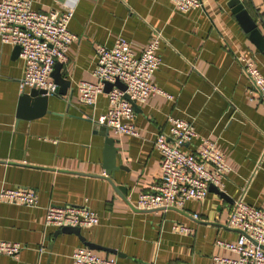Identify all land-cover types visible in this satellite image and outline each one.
<instances>
[{"label": "crops", "instance_id": "0c3cea01", "mask_svg": "<svg viewBox=\"0 0 264 264\" xmlns=\"http://www.w3.org/2000/svg\"><path fill=\"white\" fill-rule=\"evenodd\" d=\"M31 1L41 13L72 9L70 31L77 40L60 68L70 88L66 95L49 96V112L32 119L18 115L25 63L15 47L0 40V191L30 188L39 196L34 208L0 203V240L23 246L17 259L0 255V264H73L74 250L88 247L76 234L45 224L48 207L66 205L98 214L100 223L82 228L81 237L99 248L88 249L116 258L117 264H211L215 256L234 258L220 245L239 237L227 226L234 201L243 198L264 210V101L250 95L251 82L236 58H253L264 75V55L229 0H202L203 8L186 14L172 0ZM252 3L249 13L264 38V0ZM155 32L163 41L154 80L172 100L155 96L138 105L134 136L109 131L116 148L111 178L104 168L105 130L97 125L108 100L101 96L95 108L82 104L78 84L96 82L97 45L112 47L122 37L139 55ZM169 118L192 123L226 155L231 171L222 178L225 199L210 191L206 200L189 201L182 209L135 208L139 195L160 178L162 156L154 142L169 132ZM176 223L191 233L174 232Z\"/></svg>", "mask_w": 264, "mask_h": 264}, {"label": "built area", "instance_id": "2783aa9c", "mask_svg": "<svg viewBox=\"0 0 264 264\" xmlns=\"http://www.w3.org/2000/svg\"><path fill=\"white\" fill-rule=\"evenodd\" d=\"M245 5L253 0H240ZM181 13L203 8L202 0H172ZM73 10L65 13H41L33 9L31 0H0V40L2 44L18 47L25 63L20 92L32 89L54 93L57 89L52 74L57 63L68 62V52L77 36L70 31ZM156 37L141 53H134V43L118 38L112 47H95V83L78 84L80 102L95 108L101 96H106L108 109L98 124L115 135L137 134L134 105H142L155 96L172 97L155 84V74L162 64L159 54L163 37ZM237 61L251 82L250 95L264 101V75L253 58L238 56ZM126 86L122 91L115 84ZM106 84L114 85L106 93ZM129 96L131 101L126 99ZM253 100L254 98H250ZM133 103V104H132ZM169 132L159 133L154 146L161 153L160 178L149 190L139 195L135 208L142 211L182 209L189 201L206 200L210 187L223 191L222 178L231 168L226 155L208 138H201L192 123L169 118ZM189 146V150L185 147ZM0 203L37 207L39 196L30 188H2ZM198 219L197 215H194ZM100 223L98 214L87 206L66 205L48 207L46 226L63 229L92 228ZM227 226L239 232L234 243L220 242L234 258L215 256L211 264H264V210L234 201L228 215ZM173 231L188 235L191 229L176 223ZM23 246L18 242L0 240V255L19 258ZM73 264H117L116 258H101L92 250L80 247L72 253Z\"/></svg>", "mask_w": 264, "mask_h": 264}, {"label": "water", "instance_id": "95a60500", "mask_svg": "<svg viewBox=\"0 0 264 264\" xmlns=\"http://www.w3.org/2000/svg\"><path fill=\"white\" fill-rule=\"evenodd\" d=\"M229 7L232 10V13L236 16V19L242 26L243 30L250 35V41L258 48V50L264 55V38L259 31L257 23L255 22L254 18L251 16L249 11L246 9L245 5L241 3L240 0H229ZM17 54L20 55L21 50L20 48L16 47ZM63 65L57 63L54 72L52 74L54 82L57 86V89L54 93L47 94L46 91L32 89L28 93H23L22 98L20 100L19 105V117L23 119H32V118H40L48 113V102L49 96L60 94L66 95V89H69L71 84L68 80L63 78L61 74L60 68ZM114 85L106 84V93H108ZM116 87L120 88L122 91H126V86L120 82L115 84ZM126 99L131 101L129 96H126ZM133 104V103H132ZM32 105V107H31ZM135 110L137 111L139 108L137 105L133 104ZM34 110L33 114H29L31 110ZM101 126L100 124H97ZM105 133L103 134L106 138V147H105V165L104 168L107 174L112 178V173L116 169V148H115V141L113 138L110 137L109 129L101 126ZM108 176V177H109ZM119 192L125 194L126 190L120 187ZM210 191L218 193L222 198H226V194L224 192L219 191L216 187L211 186ZM62 232L66 233H73L76 234L78 237L81 238L83 243L92 250L99 249L97 246L89 244L85 242L84 238L81 237V228H63L61 229Z\"/></svg>", "mask_w": 264, "mask_h": 264}, {"label": "trees", "instance_id": "16d2710c", "mask_svg": "<svg viewBox=\"0 0 264 264\" xmlns=\"http://www.w3.org/2000/svg\"><path fill=\"white\" fill-rule=\"evenodd\" d=\"M245 7L250 12V10L253 8V3L252 2H247V3H245Z\"/></svg>", "mask_w": 264, "mask_h": 264}]
</instances>
